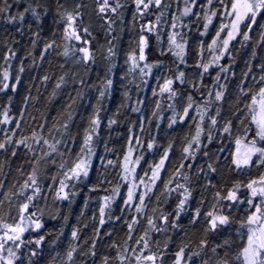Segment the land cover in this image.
<instances>
[{
  "label": "snow or ice",
  "instance_id": "1",
  "mask_svg": "<svg viewBox=\"0 0 264 264\" xmlns=\"http://www.w3.org/2000/svg\"><path fill=\"white\" fill-rule=\"evenodd\" d=\"M173 2L176 5L175 11L172 10V2L165 3V0H130L131 8L128 0L123 2L93 0V15L102 21L101 27L104 28L105 36L112 34L117 18L121 24L124 23L123 16L126 10L132 12L133 26L139 23L138 39L133 41L135 47L127 53L125 61L128 65L127 73L121 80L126 79L127 75H132L135 79L138 74L141 84L147 85L148 80L145 77L153 75L154 68L162 72L157 76L158 89L153 88L152 92L154 97L166 96L172 101L167 106L172 115L167 117L168 125L167 129L163 130V135L168 136L174 126L186 123L189 117L195 125L194 133L185 134L183 138L179 166H173L168 179H164L163 174L168 170V163L172 159L176 144L172 139L166 147L158 145L163 108L161 100L157 99L152 115L148 118L149 125L155 121L157 134L152 135L149 130L147 140L143 138L145 125L142 117L139 121L141 135L129 136V144L123 153L122 162L117 163L100 156L101 168L107 171L110 167H119L120 171L117 173L118 180L115 183L105 176L89 189L90 192H96L100 191L104 184L110 185L109 188H103L106 194L99 198V226L94 228L87 252L82 251L79 244L73 243H69L63 252L56 251L63 235L61 229L51 242L50 251L55 252V255L51 256L49 264H76L77 254L91 256V264H165L169 256L168 243L165 242L161 247L160 242L156 241L153 246L152 233H167L169 224L172 230L180 228L185 214L191 227L195 228L197 225L202 227V238L199 240L197 250H191L188 243L182 244L175 251L172 264H196L197 259L208 252L211 256L203 259L202 264H264V172L259 171L264 169V59L259 64L253 63L257 59V48L264 49V0H173ZM86 9L87 5L83 0H56L53 22L57 28L52 32L53 38L46 41L40 51L41 61L50 51L56 50L57 55L65 61L71 59L76 65H83L86 69L95 64L96 52L92 48L95 37L92 20H85ZM48 11L41 0H0V19L8 25L23 26L28 15L40 24L42 16L46 17ZM153 15L154 20L149 18ZM168 16L171 17L170 24ZM193 16L196 18L194 23L198 33L195 36L190 35L192 25L184 22L185 18L191 20ZM215 18L220 19V24L209 41L206 37ZM162 22L165 27H162ZM184 29H189V33H185ZM20 30L19 27L16 29L18 32ZM165 30L167 48L164 47L162 39ZM57 31L60 33L59 43L55 39ZM253 33L259 39H255ZM33 35L36 37L32 40V46L35 48L39 33ZM152 37L155 38L161 56L170 53L175 58L174 66L167 69V73L171 75L162 71L164 69L162 61L147 62L146 50L151 47ZM250 42L252 51L250 59L245 61L246 71L240 74L239 79L236 73H232L231 78L237 81L233 89L236 92V99L234 103H229L228 84L221 83V79L229 80V72L234 62L232 53L236 43L247 51ZM107 43L109 46L103 59L109 61L108 71L111 72L115 66L112 64V58L116 52L111 40ZM190 46L198 57L193 69L198 74V79L192 80L188 79L186 60ZM205 54L209 59H205ZM27 56H32V52H28L24 59ZM16 57L17 52L8 47L3 56L6 67L0 71V94L7 96V103L3 104L0 111V126H4L0 127V133H3V139H0V152H10L11 158H15L21 148L27 150L25 155L31 154L27 159L30 170L25 171L23 165L17 168L22 182L18 179L11 185L9 191L4 190L7 174L0 179L2 197L0 264H41L45 257L44 246L48 242L47 237L52 233L44 232V210L39 201L43 200L45 206L49 197L54 202H71L77 194L73 189L82 180L90 178V170L94 166L93 157L96 155L95 137L101 126L100 105L103 98L110 94L114 82L106 76L98 89L97 103L93 105V111L88 117V127L84 129L78 152L75 151L77 137L72 135L71 125L74 123L73 105L82 96L79 89L76 91V97L69 94V102L65 103L64 110L58 115L51 116L53 123L51 127L48 126L51 109L56 106L58 93L66 84L65 75L56 78L52 92L47 98L46 108L49 111L43 122L37 125L39 131L33 130L30 136L17 139L16 133L21 128L29 103L38 102L39 95L32 96L29 88L28 94L22 97L19 118L11 115L14 96H9L8 91L11 90L13 94L18 92L25 71L22 59L15 82H12L11 62ZM225 59L229 61L228 64L223 63ZM35 63L33 59V64ZM180 65H184V68L182 69ZM63 67L61 64V68ZM254 69H258V75L254 74ZM213 71L215 75H212ZM206 76L210 77L211 84L206 82ZM50 79L51 77L46 74L41 77V83L47 85ZM78 83L84 85L85 81L81 78ZM177 84L181 87L187 84L192 90L186 97V104L181 106L182 111L178 110L175 103L182 96V93L178 94ZM136 87L139 89L140 84ZM37 91L39 92V89ZM192 93H199V101ZM124 96L126 101H130L127 91L124 92ZM135 103L144 102L138 99ZM226 103L229 105L227 109ZM132 111L138 112L141 109L132 106ZM35 119L36 117H33V120ZM116 123V119L111 117L108 119L109 127ZM12 124L16 127H10ZM129 132L132 133L131 128ZM216 142L220 146L212 149L210 145ZM105 151H109L107 146ZM200 153L203 154L204 165L187 163L189 160H197ZM225 153L228 155L225 156ZM149 156L152 157L151 160ZM157 156L159 159H156ZM222 158L230 159L228 167L237 175H251L250 169L253 166L256 167L258 175L247 182L233 180L230 185L217 180V177L222 176ZM142 161L147 164V168H143ZM42 165L56 167L57 171L49 177L51 183L41 182ZM194 167L197 169L195 175L197 183L205 181L202 185L203 190L212 192L211 207L208 211H203L208 203L204 198L197 201V206L189 211L193 199L190 185ZM138 169L143 170V175H140ZM185 169L187 171H184ZM2 171L3 164H0V172ZM45 171L50 172L51 169ZM121 182L127 188L126 194L121 191ZM161 183L163 188L157 194L156 190L160 188ZM173 193L176 194L175 200L172 199ZM152 196L156 197V201L149 214L148 202ZM120 198L123 202L119 205L117 215L114 209ZM87 204L86 200L85 207ZM5 206L7 212L2 211ZM164 206L172 207V211H167ZM57 212L59 213V209ZM83 215L82 212L81 216ZM52 219H56V216ZM67 219L65 216V222ZM95 219L94 214L93 220ZM121 221L127 227L125 246L113 241L108 246L109 251L106 254L99 253L97 246L101 240L103 226L107 222L119 224ZM144 221L146 227L136 237V229ZM87 227L85 224L84 228ZM103 235L112 239L111 231ZM233 237H239V242L237 243ZM79 239L80 229L73 228L71 240ZM233 248L237 250L233 251ZM113 251L115 256L112 255Z\"/></svg>",
  "mask_w": 264,
  "mask_h": 264
},
{
  "label": "trees",
  "instance_id": "2",
  "mask_svg": "<svg viewBox=\"0 0 264 264\" xmlns=\"http://www.w3.org/2000/svg\"><path fill=\"white\" fill-rule=\"evenodd\" d=\"M42 3L49 9L46 17L42 16L40 24H37L30 15L26 16L23 26L17 25H8L5 24L2 19H0V71L3 70V67H6L3 56L8 51V47H11L13 51L17 52V57L11 62L12 68V82H15V76L18 72L21 60L25 58L28 52H32V56H27L24 59V68L25 71L22 74V80L18 86V92L13 94L11 90L8 91L9 96H14V100L11 106V115L15 118H19V109L22 104V97L28 94V89L31 88V95H39L38 102H30L28 110L24 115V121L21 124L20 130L16 133V138H22L24 136H30L33 130L39 131L37 125L45 119V115L48 113L46 108L47 98L52 92L53 85L56 82V78L60 75H65L66 84L63 87V90L58 93L56 106L51 109V114L48 117V126L51 127L53 121L51 116L58 115L59 112L64 110L65 103L69 102L68 97L71 94L72 97H76L77 89L80 90L82 96L76 100V103L73 105L74 111V123L71 125V133L73 136L77 137V143L75 145V151H79V145L82 143V138L84 135V129L88 127V117L93 111V105H96V98L99 95L98 89L103 84L105 77L113 79V88L110 94H107L100 105V117H101V126L98 129V135L95 137L94 147L96 149V155L93 157V167L90 170V178L82 180L74 191H76V196L72 198L71 202H54L51 197H49L47 206H45L44 201H39V205L44 210V232H50L52 235L47 237V243L45 244V257L41 261V264H49L51 256L55 255V252L50 251L51 242L56 238L60 230H63V235L60 237L56 251L63 252L67 249L69 243L79 244L82 251L87 252L88 248L91 245V240L94 235V228L99 226V198L106 193L103 191V188H109L110 185L104 184L103 188L100 191L90 192L89 189L97 183L98 180H103L106 176L107 179L112 180L114 183L118 180L117 173L120 171L119 167L108 168L107 171L100 167L101 161L100 156H104L106 160L111 159L114 162H122L123 153L127 150L129 144L130 135H141L140 133V119L144 118L145 132L143 133V138L147 140L149 130L152 135L157 134V128L155 127V121L151 125L148 123V118L152 115V110L155 108V101L160 99L162 102V119L160 122V138L158 140V145L167 146L169 140L174 139L176 144V149L172 155L171 161L168 163V170L164 172V179H168L170 173L172 172L173 166H179L180 162V149L182 146V141L185 134H192L195 130V125L192 122L191 118H187V122L184 124H177L174 126L173 130L169 131L168 136L163 135V130L167 129L168 119L167 117L172 115L168 111V104L172 103L169 101L166 96L164 97H154L153 88L158 89L157 76L162 74L161 71L153 69V75L145 77L148 80L147 85L141 84L140 77L137 74L135 79L132 75H127L126 79L121 80L122 76H125L127 73L128 65H126L127 53L130 52L135 44L133 41L138 39L139 34V23L135 26L132 24V12L131 10H126L124 12L123 20L124 23L121 24L120 19L117 18L116 23L113 25L112 34L105 36L104 28L101 27L102 21H99L93 15V0H83V3L87 5L85 20H92V31L95 39L92 41V48L96 52V62L94 65H91L86 69L83 65H76L73 60L69 59L65 61L62 57L57 55L56 50H52L48 53L43 61L40 59V51L43 49L44 43L52 39V32L57 26L53 22V17L55 16L56 9V0H41ZM123 2V0H122ZM172 2V10H176V5L173 0H165V3ZM129 8H131L130 0H128ZM199 10V9H197ZM15 11V9H14ZM43 12V9H41ZM150 19H155V16L149 17ZM168 23L171 22V17L168 16ZM195 17L193 16L191 20L185 18V23H190L192 25V31L190 35H198L196 32V25L194 23ZM203 21L200 22V27L202 28ZM220 19L215 18L213 26H210V33L207 40L210 41L211 36L215 34L216 29L219 27ZM31 25V27H29ZM21 30L16 31L17 28ZM106 27V26H104ZM162 27L165 25L162 22ZM39 33L37 46L33 48L32 40L34 33ZM185 33H189V29H184ZM59 31L55 39L59 43ZM255 39L259 37L253 33ZM162 39L164 41V47L167 48V30L162 33ZM111 40L112 45L114 46L116 55L112 58V64L115 66L112 68V71H108L109 61L103 59V55L106 54V49L109 46L108 41ZM7 45V46H5ZM239 50V51H237ZM252 51V43L250 42L247 46V51L240 48V44L236 43L235 49H233L234 62L232 64L231 71L229 72V80L224 81L221 79V83H227L229 92V103H234L236 99V92L233 90L234 85L237 82L233 80L232 73H236L237 79L241 78L240 74L246 71L245 61L250 59ZM146 55L148 57V63H156L162 61L164 64V73H167V69L173 67L175 58L171 54L166 56H161L158 48L156 46L155 38H151V47L146 50ZM33 59L36 63L33 64ZM198 57L196 51L193 50V47L190 46L186 60L188 65V79L192 80L193 78L198 79V74H196L193 69L196 64ZM205 59H209L207 54H205ZM264 59V49L257 48V59L253 61L255 64H259L261 60ZM223 63L228 64L229 61L225 59ZM61 64L64 65L61 68ZM183 69L184 65H180ZM254 74L258 75V69H254ZM49 75L51 77L47 85L41 83V77L44 75ZM75 74V76H74ZM171 75V73H167ZM212 75H215V71L212 72ZM85 81L84 85L78 83L79 79ZM74 79L76 82H74ZM206 82L211 84L210 77L206 76ZM162 83V80L159 81ZM140 84L139 89L136 85ZM178 94L182 93L181 98H179L175 103L178 110L182 111V105L186 104V97L192 90L187 86V84L181 87L179 84L176 85ZM39 89V92L37 91ZM127 91L130 97V101H126L124 92ZM197 101H199V93H192ZM141 100L143 104H136L137 100ZM7 103V96L0 94V111L3 109V104ZM128 104V107L123 105ZM132 106H136L141 109V111L133 112ZM229 105L225 104V109ZM243 104H241V107ZM193 115L195 110H192ZM33 117H36L33 120ZM113 118L117 120V123L109 127L108 119ZM4 127V126H0ZM10 127L15 128V124H12ZM242 128V126H239ZM129 128L132 129V133L129 132ZM11 134V133H10ZM0 139H3V133H0ZM205 143L207 141L205 140ZM135 141H133V145ZM105 146L109 151H105ZM220 145L218 142L210 145L212 149L218 148ZM234 147V145H233ZM27 150L21 148L18 152V155L15 158H11V154L0 152V164H3V171L0 172V179L4 178V175L7 174V181L5 184V191L11 189V185L16 182L18 179L22 182L20 174L17 172V168L24 166L25 171H29L30 168L27 165L28 156L25 155ZM39 151V149H37ZM225 156L228 153L224 154ZM152 157L149 156V160ZM159 159V156L156 157ZM59 160V157H57ZM143 168H147V164L143 161L141 162ZM187 163H194L196 166L204 165L205 160L203 159V154L198 155L197 160H189ZM9 164L11 167H9ZM221 173L222 176L217 177V180H221L224 183L231 184L233 180H242L247 182L248 179L256 177L258 171L255 166L250 169L251 175L243 174L237 175L230 171L228 165H230V159H221ZM50 168L51 171L47 172L46 169ZM57 171L56 167L51 165H42L41 166V182L42 183H51L50 175L54 174ZM140 175H143V170L138 169ZM184 171H187L185 169ZM196 167L192 169V182L191 188L193 191V199L189 206V211L194 209L197 206V201L201 198H204L208 203L204 206L203 211H208L211 207L212 192L203 190V183L205 181L201 180L197 183L195 179ZM249 170H246V172ZM259 171L264 172V169ZM121 191L126 194L127 188L123 186L121 182ZM114 186V184L112 185ZM163 188L161 183L160 188H158L157 194ZM176 194H172V199L175 200ZM2 198V197H0ZM88 201L87 207H85V201ZM156 197L152 196L151 201L148 202V213L151 214V208L154 206ZM122 198L119 199L118 204L115 206V212L119 215V205L122 204ZM167 211H172V207L164 206ZM59 209V213L57 212ZM3 212H7V206L2 209ZM84 213L81 216V213ZM95 214L96 219L93 220V215ZM53 216H56V219H52ZM67 216V222H65L64 217ZM87 224L88 227L84 228V225ZM146 221L142 222L140 226L136 229L135 235L138 237L145 229ZM73 228L80 229V239L78 241L71 240V231ZM112 232V239H108L103 235L105 232ZM41 232V234H44ZM202 227L197 225L195 228L191 227L187 222V214H185L184 219L181 221L180 228L172 230L171 225H168L167 233H152L153 237V246H155L156 241L160 242V246L163 247L164 243L167 242L169 246V256L166 259L165 264H172L174 259V253L179 249L182 244H190L191 250H197L199 240L202 238ZM127 239V227L123 224V221L119 224H113L107 222L101 231V240L97 248L99 253L106 254L109 251L108 246L112 244L113 241L116 243L125 246L124 241ZM236 242H239V237H233ZM87 241V243H85ZM134 244V241L132 242ZM211 244V242H210ZM237 249L233 248V251ZM223 253H221L222 255ZM112 255L115 256V252H112ZM208 256H211V253L208 252L204 254L200 259H197L196 264H202V260L206 259ZM91 256L76 255V264H91ZM99 261V257H97Z\"/></svg>",
  "mask_w": 264,
  "mask_h": 264
}]
</instances>
